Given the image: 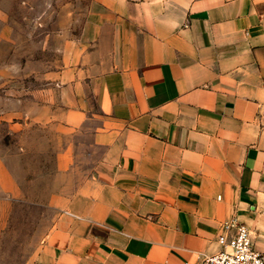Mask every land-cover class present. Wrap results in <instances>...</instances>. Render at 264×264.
Masks as SVG:
<instances>
[{
	"label": "crops",
	"instance_id": "1",
	"mask_svg": "<svg viewBox=\"0 0 264 264\" xmlns=\"http://www.w3.org/2000/svg\"><path fill=\"white\" fill-rule=\"evenodd\" d=\"M65 43L37 121L70 143L25 264H199L233 217L264 253V0H89Z\"/></svg>",
	"mask_w": 264,
	"mask_h": 264
},
{
	"label": "rangeland",
	"instance_id": "2",
	"mask_svg": "<svg viewBox=\"0 0 264 264\" xmlns=\"http://www.w3.org/2000/svg\"><path fill=\"white\" fill-rule=\"evenodd\" d=\"M88 7L89 0H0V159L11 154L19 187L9 200L0 174V264L32 260L48 229L47 206L37 201L51 191L69 130L37 120L57 97L52 72L65 63V41L80 37Z\"/></svg>",
	"mask_w": 264,
	"mask_h": 264
},
{
	"label": "built area",
	"instance_id": "3",
	"mask_svg": "<svg viewBox=\"0 0 264 264\" xmlns=\"http://www.w3.org/2000/svg\"><path fill=\"white\" fill-rule=\"evenodd\" d=\"M222 226L233 233L219 235L222 249L206 256L199 264H264V253L255 246L252 232L246 224L233 217Z\"/></svg>",
	"mask_w": 264,
	"mask_h": 264
}]
</instances>
